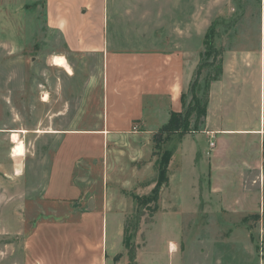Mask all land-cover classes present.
Listing matches in <instances>:
<instances>
[{
    "label": "rangeland",
    "instance_id": "1",
    "mask_svg": "<svg viewBox=\"0 0 264 264\" xmlns=\"http://www.w3.org/2000/svg\"><path fill=\"white\" fill-rule=\"evenodd\" d=\"M122 4L139 15V22L127 24L137 25L146 36L160 34L187 45L195 59L211 61L216 56L217 66L222 61L219 78L226 73L238 86L253 77L246 106L234 114L238 120L252 115L260 122L263 112L264 124V74L260 93L264 0H120ZM210 27L213 35L207 52L204 38ZM56 54L68 53L62 36L47 25L45 0H0V264H28L26 239L39 221L78 215L71 204L44 197L60 141L59 134L45 131L74 126L82 99L87 101L85 106L89 104L90 87L98 96L95 76L100 61L68 54L66 67H59L52 62ZM217 70L202 69L196 89L185 92L186 106L193 94L205 99L207 74ZM194 116L189 118L191 124ZM81 120L89 125L88 116ZM198 131L180 136L161 128L153 135L152 150L144 154L143 163L123 165L116 181L112 164L104 182L99 167H85L89 180L83 186L89 195L99 201L106 188L114 192L112 200L124 206L130 245H124L111 264H130L128 248L137 264H264V168H251L243 175L241 187L246 194L238 195L236 202L245 207L235 213L228 199L207 196L211 188L207 164L200 157L192 163L193 136ZM187 134L191 137L181 146L186 154L183 160L173 163L172 171L170 163L167 167L171 184L163 186L162 208L161 201L157 209L153 202L138 208L134 196L153 195L163 152ZM21 148L26 156H14L13 151Z\"/></svg>",
    "mask_w": 264,
    "mask_h": 264
},
{
    "label": "crops",
    "instance_id": "2",
    "mask_svg": "<svg viewBox=\"0 0 264 264\" xmlns=\"http://www.w3.org/2000/svg\"><path fill=\"white\" fill-rule=\"evenodd\" d=\"M132 11L123 4L120 7V0H45L47 25L62 36L67 53L99 59L95 76L99 94L96 97L90 87L89 104L85 106L87 101L82 99L74 126L45 131L59 134L60 141L44 197L71 204L78 215L39 221L26 239L28 264L113 263L124 248V206L113 201L114 192L106 188L99 201L96 195L90 196L83 186L89 180L85 167H99L100 182H104L112 164L116 181L123 165L143 163L144 154L152 150L153 135L167 124L172 112L184 109L182 95L193 82L200 56L195 59L193 48L167 36H146L137 25H128L139 22V15ZM68 54H62L66 65ZM263 74L264 56L260 93ZM253 81L250 77L236 86L226 73L213 81L207 115L193 136L196 150L192 163L200 157L209 168L207 196L228 199L235 213L245 207L236 202L238 195L245 193L243 175L251 168H264L263 112L260 122L252 115L238 120L234 114L246 106ZM87 116L89 125H83L86 122L81 119ZM188 136L191 134L176 141L179 147L166 148L172 152L171 171L172 164L186 155L181 146ZM165 188L161 190V208ZM175 249L172 242L171 250Z\"/></svg>",
    "mask_w": 264,
    "mask_h": 264
},
{
    "label": "trees",
    "instance_id": "3",
    "mask_svg": "<svg viewBox=\"0 0 264 264\" xmlns=\"http://www.w3.org/2000/svg\"><path fill=\"white\" fill-rule=\"evenodd\" d=\"M212 35H213L212 27H210L207 30V32L205 34V38H204V43L206 45L207 52H210L208 50V41L210 40V37ZM207 64H210L211 67H215L218 69L216 74H212V76H211L212 80L219 79L220 75L222 74V72H223L222 61H219L218 66H217L216 56H214V58L211 61L201 60L197 69H196L193 82L190 86L193 91L198 86L199 78H200V75L202 74V69ZM184 97H185V92L182 95L183 106H184V108H186V109H184L185 111H182V112H175L174 111L171 113L169 121L162 128L165 130V132H167V133H178L179 131H177V128H180V129H182V131L180 130V133H178V134L180 136H182L184 133L198 131L202 127L205 116L207 115V107H208V101H209V99H208L209 98L208 86H207V91H206V95H205L204 100H201L200 98H198L196 95L193 94V96L191 98V102L189 103V105L186 106ZM193 114L195 116H194V121L191 124V121H189V118ZM177 125H178V127H177ZM171 156H172V152L170 150H165L162 154V157L158 161L161 164V168H159L158 178L156 179L155 187L153 189V195L152 196H146V195H142V196L135 195L134 196V199L136 200V202L138 204V208L146 207L149 202L154 203V205H155L154 209L159 208V200H160V196H161V190H162L163 186L169 182V179L166 175V170H167V167L170 163ZM127 232H128V228L126 227L125 228V239H124V245L126 247L130 245V239H131V238H129V236H127V234H126ZM128 254H129L130 264H137L136 256H134V253L132 252L131 248H128Z\"/></svg>",
    "mask_w": 264,
    "mask_h": 264
},
{
    "label": "bare ground",
    "instance_id": "4",
    "mask_svg": "<svg viewBox=\"0 0 264 264\" xmlns=\"http://www.w3.org/2000/svg\"><path fill=\"white\" fill-rule=\"evenodd\" d=\"M52 62H53L54 65L59 66V67L66 66L65 59H64L62 54L54 55L53 58H52ZM20 131L24 132L25 130H20ZM13 155L14 156H19V157L26 156V149L25 148H21V149H18V150H14L13 151Z\"/></svg>",
    "mask_w": 264,
    "mask_h": 264
},
{
    "label": "flooded vegetation",
    "instance_id": "5",
    "mask_svg": "<svg viewBox=\"0 0 264 264\" xmlns=\"http://www.w3.org/2000/svg\"><path fill=\"white\" fill-rule=\"evenodd\" d=\"M207 61H210L209 59L207 60ZM205 67H211V65L210 64H207ZM212 68V67H211ZM207 74V73H206ZM211 76H212V73H211V71L207 74V78H206V82H207V84L210 86L211 84H212V82L213 81H215V80H212L211 79ZM209 86H208V93L210 94V92H209Z\"/></svg>",
    "mask_w": 264,
    "mask_h": 264
},
{
    "label": "built area",
    "instance_id": "6",
    "mask_svg": "<svg viewBox=\"0 0 264 264\" xmlns=\"http://www.w3.org/2000/svg\"><path fill=\"white\" fill-rule=\"evenodd\" d=\"M210 145L213 146L214 145V142L211 141L210 142ZM261 235H262V237L264 236V226H262V228H261Z\"/></svg>",
    "mask_w": 264,
    "mask_h": 264
}]
</instances>
